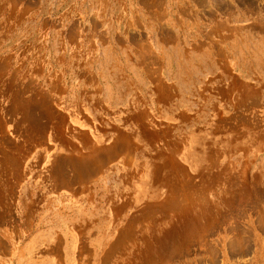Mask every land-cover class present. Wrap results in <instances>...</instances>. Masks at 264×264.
I'll return each instance as SVG.
<instances>
[{"label": "rangeland", "instance_id": "obj_1", "mask_svg": "<svg viewBox=\"0 0 264 264\" xmlns=\"http://www.w3.org/2000/svg\"><path fill=\"white\" fill-rule=\"evenodd\" d=\"M0 264H264V0H0Z\"/></svg>", "mask_w": 264, "mask_h": 264}]
</instances>
